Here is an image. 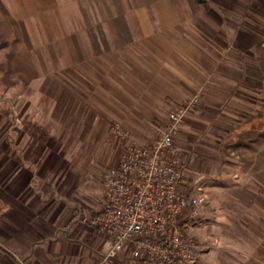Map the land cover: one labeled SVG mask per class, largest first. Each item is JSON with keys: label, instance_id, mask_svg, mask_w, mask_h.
<instances>
[{"label": "crops", "instance_id": "crops-1", "mask_svg": "<svg viewBox=\"0 0 264 264\" xmlns=\"http://www.w3.org/2000/svg\"><path fill=\"white\" fill-rule=\"evenodd\" d=\"M194 96L176 140L187 177L228 180L231 157H264V0H0V264L83 255L75 231L44 236L32 128L61 130L87 114L101 134L113 118L144 143L171 102ZM248 206L254 248L233 264H264V201Z\"/></svg>", "mask_w": 264, "mask_h": 264}, {"label": "built area", "instance_id": "built-area-1", "mask_svg": "<svg viewBox=\"0 0 264 264\" xmlns=\"http://www.w3.org/2000/svg\"><path fill=\"white\" fill-rule=\"evenodd\" d=\"M199 102V96L171 102L164 126L147 144L112 123L121 153L103 172L99 207L81 215L83 244L92 252L81 264H192L201 257L206 246L189 228L206 199L198 188L189 191L186 156L176 143Z\"/></svg>", "mask_w": 264, "mask_h": 264}, {"label": "rangeland", "instance_id": "rangeland-1", "mask_svg": "<svg viewBox=\"0 0 264 264\" xmlns=\"http://www.w3.org/2000/svg\"><path fill=\"white\" fill-rule=\"evenodd\" d=\"M87 120L88 115L83 114L79 123L64 124L66 127L61 130H30L33 142L30 151L32 187L36 192L32 202L37 203L38 200L41 204L42 211L37 216L43 218L42 228L49 235L44 236L50 241L58 236L69 237L75 231L83 247V255L76 264L87 260L92 253L83 244L81 232L85 226L81 215L85 207H99L103 172L119 159L121 153L119 139L111 137L112 123H119L124 131L130 133L113 118L105 119L106 131L103 133L102 130V134L96 122ZM165 121L162 126L152 129L149 141L143 144L151 141ZM241 153L249 154V151L243 148ZM238 158L241 163L229 159L228 180L206 181L202 178V171L194 178L189 177V191L198 188L206 199L199 216L190 222L189 228L190 234L206 246L204 251L207 255L204 258L201 255L202 261L198 264H233V253L238 250L248 253L254 248L248 238L250 228L241 217L255 212L248 205L264 201V157ZM237 171L242 176L234 179L232 174ZM16 259L24 264L22 257L17 256ZM37 261L41 263L40 259Z\"/></svg>", "mask_w": 264, "mask_h": 264}]
</instances>
